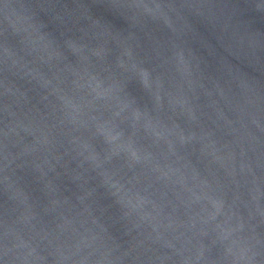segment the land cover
I'll return each mask as SVG.
<instances>
[{"label": "water", "instance_id": "95a60500", "mask_svg": "<svg viewBox=\"0 0 264 264\" xmlns=\"http://www.w3.org/2000/svg\"><path fill=\"white\" fill-rule=\"evenodd\" d=\"M0 264H264V0H0Z\"/></svg>", "mask_w": 264, "mask_h": 264}]
</instances>
